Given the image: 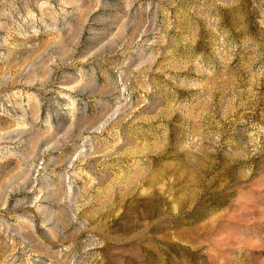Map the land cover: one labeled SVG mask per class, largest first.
<instances>
[{
	"label": "rangeland",
	"instance_id": "rangeland-1",
	"mask_svg": "<svg viewBox=\"0 0 264 264\" xmlns=\"http://www.w3.org/2000/svg\"><path fill=\"white\" fill-rule=\"evenodd\" d=\"M0 264H264V0H0Z\"/></svg>",
	"mask_w": 264,
	"mask_h": 264
}]
</instances>
